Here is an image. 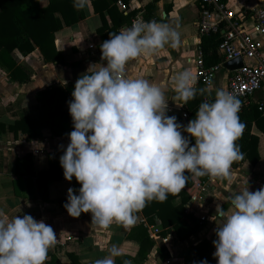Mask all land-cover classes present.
I'll return each instance as SVG.
<instances>
[{
	"label": "clouds",
	"instance_id": "clouds-1",
	"mask_svg": "<svg viewBox=\"0 0 264 264\" xmlns=\"http://www.w3.org/2000/svg\"><path fill=\"white\" fill-rule=\"evenodd\" d=\"M87 3L74 0L73 6L80 10ZM180 43V33L169 23L133 21L100 44L106 63L89 64L76 80L68 102L73 131L59 158L64 178L75 177L81 185L78 195L67 190L63 206L71 217L91 213L92 224L105 228L114 222L132 225L133 214L147 203L165 202L184 189L188 173L229 177L233 162L243 159L236 141L245 125L238 115L241 101L233 93L216 89L215 99L203 100L195 118L182 125L166 114L165 84L125 76L130 60ZM196 82L190 70L179 72L173 81L176 98L186 104L205 95V89L194 87ZM229 199V212L216 207L222 220L214 230L217 264H264V187L252 192L241 186ZM56 240L43 220L27 214L9 220L0 212V264H44ZM120 254L113 244L95 264H115Z\"/></svg>",
	"mask_w": 264,
	"mask_h": 264
},
{
	"label": "crops",
	"instance_id": "crops-1",
	"mask_svg": "<svg viewBox=\"0 0 264 264\" xmlns=\"http://www.w3.org/2000/svg\"><path fill=\"white\" fill-rule=\"evenodd\" d=\"M221 1L230 13L245 17L243 26L247 31L252 27V12L257 8L264 9V0ZM119 2L125 6L126 12L120 9ZM48 5L49 0L39 1L40 8ZM80 10L83 19L71 26L64 24L60 13L54 14L62 23L54 33V48L67 66L45 62L37 47L27 56L17 51L9 56L11 62L21 69V76L27 77L26 81L12 80L8 70L0 66V212L9 220L17 215H31L52 227L57 240L48 249L44 264H71V256L78 264H95L96 260L109 254L113 244L120 250L121 254L114 257L120 264H125V261L128 264H165L169 256L162 259L161 250L166 248L150 235L153 245L147 257L144 260L137 257L140 235L135 230L143 226L140 220L144 218L140 211L133 214L136 217L134 224L125 226L114 222L106 228L92 224L91 213L71 217L63 206L67 202V190L73 188L78 195L81 185L75 177L71 181L64 178L59 158L70 143L67 134L72 131L73 123L68 102L73 99L71 94L76 80L87 71L89 64L106 63L101 61L100 44L109 39V33L129 28L130 20L137 14L142 17L149 15V21L166 22L176 27L181 43L176 48L165 45L154 55H141L130 60L125 66V76L165 84L166 114L179 119L183 111L181 100L173 93V81L184 70H190L195 76L194 59L202 37L197 27L199 0H88ZM221 27L222 37L227 33V27ZM216 54L220 57L217 49ZM262 54L264 56V41ZM229 75L222 65L212 85L204 88L211 93L210 99H215L216 89L227 90ZM197 86L198 82L194 87ZM52 88L54 91L42 96L45 103L54 104L53 109L47 112L50 119L47 123V115L36 96ZM263 101L264 85L253 95L250 106H259ZM260 112L264 116V107ZM42 123L46 125L38 128L37 125ZM12 125L14 129L11 130ZM50 127L56 132H66L56 137ZM251 134L258 137L259 161L254 166L244 162L239 168L231 167L229 177L210 178L213 185L206 183L208 193L205 198L192 204L198 216L209 217L210 220L189 240L173 241L170 264L190 261L191 248L213 237L217 225L222 223L216 216V207L219 204L229 212L231 193L241 186L248 185L252 192L264 187V131L252 126ZM50 154L56 156L51 157Z\"/></svg>",
	"mask_w": 264,
	"mask_h": 264
},
{
	"label": "trees",
	"instance_id": "trees-1",
	"mask_svg": "<svg viewBox=\"0 0 264 264\" xmlns=\"http://www.w3.org/2000/svg\"><path fill=\"white\" fill-rule=\"evenodd\" d=\"M39 1L40 0H0V66L5 67L9 72V77L17 82L26 81L27 77L21 76V69L11 62L9 56L13 51H17L22 56H27L34 50V47H37L45 62L67 66L61 54L54 48V33L62 27V23L54 14L57 12L60 13L64 24L67 26L74 25L83 19L81 10H77L73 6L74 0H49V5L45 8L39 7ZM149 18V15L143 16L145 21H149ZM221 38L220 32L217 34L203 35L201 37V45H199V48L202 51L203 62L206 68L213 67L222 62V59L216 54V49ZM197 89H204L199 82ZM52 90L54 91V88L46 89L36 96L37 101L41 103L46 115L49 109L50 111L53 109L54 104L53 106L52 103L48 105L44 102L42 96L50 93ZM173 93H175V91H173ZM205 99H210L207 95V91H205V95L203 96L197 94L193 100H190L186 104L181 100L182 111L187 115V119H177V122L182 125H187L191 119L195 118V113L200 103ZM238 115L241 122L245 125V128L236 143L240 146L244 156L243 159L234 161L231 167L239 168L244 162H248L250 165L254 166L259 161L257 151L258 137L251 134V128L255 126L261 129V131H264V116L259 111L258 106L246 107L242 109ZM46 121L50 123L48 115ZM16 124L17 123L14 125ZM31 124L33 125V123ZM14 125L10 127L11 130L14 129ZM44 125L46 124L42 123L37 126L39 128ZM71 130L73 131V127ZM51 131L56 137L64 135L66 132H56L52 130V128ZM182 134L190 139L191 144L195 143L194 138L189 137L186 132ZM50 156L56 155L50 154ZM187 175L188 180L186 186L179 193L169 194L165 202H149L140 211L148 223H152L153 220L157 218L162 228V235L171 231L174 233L175 239L179 242L189 240L205 223L201 222L200 219L193 216V214L186 213L185 209L188 201L196 193V184L209 183L213 185L210 180L211 176L206 175L198 177L191 173ZM218 220L217 218L216 222H218ZM135 231L140 235L137 240L140 244L137 257L139 260H144L153 242L143 226H139ZM215 239H217V237L214 234L210 240H203L193 246L191 248L192 259L185 264H199L201 260L205 259L208 264H217V260L213 256V253L216 251L213 245ZM161 251L162 259L168 257L166 249H162ZM71 258V264H78L76 258L72 256ZM115 264L120 263L115 262Z\"/></svg>",
	"mask_w": 264,
	"mask_h": 264
},
{
	"label": "built area",
	"instance_id": "built-area-1",
	"mask_svg": "<svg viewBox=\"0 0 264 264\" xmlns=\"http://www.w3.org/2000/svg\"><path fill=\"white\" fill-rule=\"evenodd\" d=\"M118 6L123 12H126V8L122 3L119 2ZM250 19L252 27L250 31H247L243 26L245 17L230 13L221 0H199L197 21L199 34L201 36L217 34L223 29L222 25L227 27V33L222 36L217 46V53L223 59L222 63L206 68L202 51L198 48L194 59L197 82L201 83L203 88L208 89L212 85L216 74L222 69L223 63L241 59L242 67L229 72L227 82V91L233 93L241 101L240 111L250 107L251 98L264 85V56L262 54L264 9H255ZM133 21L145 20L140 14H137L131 19L129 27L132 26ZM263 107L264 101L259 104L258 109L261 111ZM186 119L187 115L181 112L179 120ZM196 189V193L186 204V213L193 214L201 222H208L209 217L198 216L192 208L193 203L200 202L205 198L208 187L206 183H198ZM140 224L145 227L152 238L159 240L160 244L166 248L169 259L165 260V264H170V258L172 257L171 245L176 240L174 233L168 231L165 235H162V228L157 218L152 223H148L145 218H141Z\"/></svg>",
	"mask_w": 264,
	"mask_h": 264
},
{
	"label": "water",
	"instance_id": "water-1",
	"mask_svg": "<svg viewBox=\"0 0 264 264\" xmlns=\"http://www.w3.org/2000/svg\"><path fill=\"white\" fill-rule=\"evenodd\" d=\"M242 67L241 59H235L232 61L225 62L223 64V69L232 72Z\"/></svg>",
	"mask_w": 264,
	"mask_h": 264
}]
</instances>
